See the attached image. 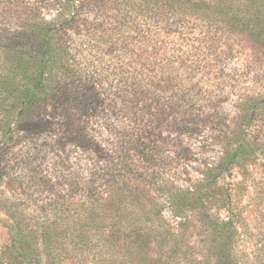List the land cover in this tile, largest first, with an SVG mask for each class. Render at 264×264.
Here are the masks:
<instances>
[{
    "label": "rangeland",
    "instance_id": "374dc122",
    "mask_svg": "<svg viewBox=\"0 0 264 264\" xmlns=\"http://www.w3.org/2000/svg\"><path fill=\"white\" fill-rule=\"evenodd\" d=\"M74 2L89 12L80 19L99 24L89 31L83 25L75 29L80 45L65 56V64L84 79L88 92L92 86L99 90L109 106L100 118H88L86 103L81 110L71 105L58 109L70 117L58 119L51 117L53 106L42 105L25 122L10 113L8 103L1 104L8 100H0V124L10 125L8 139L0 135V264H115L120 253L89 247V242L78 256V238L53 230L50 222L59 219L61 209L72 213L86 206L83 195L95 187L102 190L95 180L101 178L103 160L133 148L116 145L113 127L126 126L143 110L155 128L144 139L146 155H153L131 165V174L142 183L161 174L182 192L194 186L195 197L214 219L232 222L233 258L226 262L213 225L184 202L175 216L164 193L150 191L143 196L149 212L135 220L161 231L162 245L152 243L149 256H172L171 264H264V0ZM56 8L54 0H0V28L12 31L36 16L49 19ZM103 24L111 32L96 30ZM83 35L94 41L81 44ZM154 53L157 64L150 66L144 61ZM3 59L0 74L8 66ZM129 62L144 73L154 69L162 87L146 90L113 81L112 74L119 76ZM132 96L133 107L126 111L122 106ZM230 153L234 162L221 176L212 181V175H204ZM121 209L111 207L108 214L116 218ZM166 230L178 232V239ZM182 248L193 252V262L182 259Z\"/></svg>",
    "mask_w": 264,
    "mask_h": 264
},
{
    "label": "trees",
    "instance_id": "16d2710c",
    "mask_svg": "<svg viewBox=\"0 0 264 264\" xmlns=\"http://www.w3.org/2000/svg\"><path fill=\"white\" fill-rule=\"evenodd\" d=\"M74 1L76 0H54L57 8L49 19L36 16V18H29L28 23L23 24L25 26L15 28L12 31L0 28V57H4L2 63L8 64L6 71L0 74V100L1 102L8 100V102L1 104L8 103L10 113L19 121H30L35 114H38L37 110L42 105L53 106L55 110L51 117L58 119L70 117L68 113L60 112L71 105H75V109L81 110L83 108L80 105L86 103L84 111L87 114L91 111L89 115H86L88 118L92 116L100 118L101 111L105 112L109 106L108 99L102 98L99 90L92 86V89H89L91 92H88L83 84L84 79L77 74L75 69L65 64V56L80 45L74 37L76 35L75 29L83 25L85 30L89 31L99 24L98 19L96 21L87 18L80 19L89 12L85 10L84 6L75 4ZM99 15L102 16L103 14ZM97 29H101L103 33H109L112 30L106 24L97 27ZM84 36L86 35L81 38V44L85 40L94 41L93 37ZM149 41L151 40L146 38L144 43L148 45ZM153 48L150 47L151 50ZM152 57L146 58L144 62L150 66H156V53ZM170 68H167L169 74L172 71ZM147 71L144 73L141 69L136 70L129 62L126 69L121 70L119 76L117 73V75L112 74L114 76L113 81L118 84L123 82L131 86L140 84L146 90L158 91L162 87L159 81L161 80L160 77L157 79V73H154V69ZM167 78L168 80L171 79L170 76ZM133 100V96L127 97L125 99L127 106H122V108L128 111L129 108L133 107ZM143 112L149 113L147 110L146 112L143 110ZM144 115H135L133 120L130 116L129 121L133 125L129 122L126 123V126H123L122 123L113 127L116 145L119 148H125V144H130L133 146L131 152L120 151L117 152L116 157L109 155L107 159L101 156L104 159L103 167H100L98 171L101 178L96 179L95 182L99 184H97L99 187L104 185L102 190L95 187L93 193L88 194L89 196L83 195L86 206L77 212L71 213L68 208L61 209L59 219L50 222L51 228L60 230L67 237L75 236L78 238L76 245L77 247L79 244L78 249H80L78 256H82L85 249L96 246L100 250L115 256L120 253L119 258H113L112 262L115 264H171L172 256L167 259H162L160 256L155 258L149 256L152 243L158 246L162 245L161 241L158 240V238H162L160 237L161 231L150 226L142 228L135 223L138 217L147 215L149 212V208H146L147 204L144 202L145 195L148 196L150 191H162L165 195L163 201L172 214L178 216L177 205L184 202L191 205L200 218L216 228L220 237L219 255L224 261L232 262V222L230 219L222 221L214 219L208 212L203 200L198 196L195 197L198 188L193 186L190 190L186 189L182 192L181 189L177 188L175 182L165 176H160L161 174L158 173L151 174L149 180L144 178L142 183L129 171L131 165L145 161L149 157L152 158L153 155V153H150V156L146 155L147 145L144 139L149 135H154L152 130L155 131V128L152 127L151 129L152 123H149L150 120L148 122ZM9 132L10 125L5 122L1 123V140L8 139ZM234 159L235 154L230 153L223 163L214 167L213 173L206 172L207 174L204 173V175L207 178L212 175V181H214L229 169ZM143 176L146 175L143 174ZM189 194H191V198L188 197ZM148 200L151 202L150 199ZM115 206L123 209L120 210L118 217L112 218L108 211ZM166 234L172 240H177L180 235L178 232L170 230H166ZM21 237L22 232H20V237L15 238L18 247H21L22 244ZM182 241H178L181 246ZM86 242L91 243L89 247ZM82 244L85 245L84 248ZM180 252L183 260L194 261L193 252H189L185 248H182Z\"/></svg>",
    "mask_w": 264,
    "mask_h": 264
}]
</instances>
